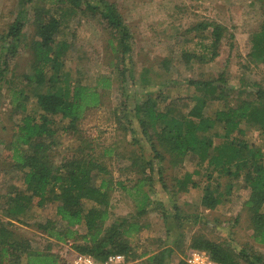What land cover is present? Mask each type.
<instances>
[{"label":"trees","instance_id":"16d2710c","mask_svg":"<svg viewBox=\"0 0 264 264\" xmlns=\"http://www.w3.org/2000/svg\"><path fill=\"white\" fill-rule=\"evenodd\" d=\"M20 1L23 6L31 5L29 11L35 15L34 26L40 39H33L31 45L29 44L33 59L30 72L21 74L25 83L20 88L8 85L13 114H23L20 122L17 121L13 137L9 141L13 150V167L20 172L21 185L11 187L1 206L2 215L8 217L6 221L0 219L1 263L70 264V259L76 254L57 257L52 253L33 250L28 239L18 236L11 226L9 228L13 222H20L19 215L24 214L33 205L44 209L55 207L58 218H47L38 222L37 228L58 240L80 238L82 242L74 245V249L80 253L89 254L99 261L105 260L111 253H123L128 261L143 256L147 251L137 253L124 235H134L146 227L147 223L140 222L135 217H118L119 219L109 223L115 186L126 187L122 181L113 178L110 169L101 160L100 154L103 156L107 150L95 153L90 141L81 138L84 141L72 147L73 154H69L59 165L55 164L57 150L53 126L56 124V117H60L64 131L76 134L83 115L89 109L102 104L103 92L111 87L113 78L100 74L93 85L83 84L79 79L70 83L69 74L62 70L64 62L60 58L64 55L67 44L61 43L59 49L53 44V34L60 24L59 19L50 14L44 4L66 3L71 11L79 7L86 14H100L101 18L107 21L109 29L118 34L117 54L120 63H116V67L122 82L133 80L125 57L131 49L132 33L123 22L115 4L107 0ZM67 11L63 10L62 14ZM26 20L27 18L17 19L9 24L6 32L0 34V41L8 44L5 53L1 55L3 58L0 64L3 63V67L0 76L8 68L9 62L16 58L15 45ZM199 26L204 29L208 27L207 24ZM223 31L221 24L214 23L209 32L208 48L211 55L208 60L203 53L196 51H184L181 55L187 62L194 59L200 63L214 60L219 55ZM251 43L248 57L255 62H263L264 25L251 33ZM115 49L114 47L113 50ZM161 63V69L170 70L169 58H164ZM150 72L144 74L142 83L148 85L152 82ZM13 74L18 75L15 72ZM156 82L160 84V88L146 86L149 89L134 97L127 111L134 119H127V124L119 119L118 123L124 131L136 132L133 125L136 121L140 134L150 142L155 157L161 160L168 157L171 168L182 165L185 157L191 155L197 158V163L202 165L206 172L209 168L218 172L220 185L224 182L225 188L222 191L217 188L215 190L206 184L200 198L204 208L215 209L228 198L234 186L240 185L244 188L248 194L244 207L248 213L252 238L264 245V89L259 87L253 92L242 84L236 90L235 97L230 100V93L234 89L227 85L224 73H221L218 78L190 77L183 93L173 97L168 91L165 92L169 90L167 88L171 82ZM252 84L259 86L257 82ZM190 85L193 86L191 92ZM124 89L127 91V86H124ZM249 94L252 98L247 97ZM212 101H221L222 107L217 108L213 116H205L204 109ZM27 102L33 103L29 105ZM121 105L125 109L128 107L125 101ZM34 108L38 113H31ZM181 108L183 112L180 111ZM125 109L123 108V111ZM126 115L128 117L129 114H123L125 117ZM248 127L257 130L262 136V145H257L247 138ZM140 155L131 157V164L125 166V169L136 168L143 175L128 189L131 194L138 195L135 202L139 216L147 213L149 206L154 202L152 198L150 201L149 196L154 164L151 159L145 158L141 153ZM161 167L159 165V168ZM185 175L177 180L176 186L180 191L198 185L197 181L192 179L191 173ZM174 217L177 221H184L187 216L175 213ZM188 248L189 251L204 250L211 259L220 264H241L242 261L247 264H264L263 253L250 254L243 249L236 252L231 244L203 235L192 237ZM172 252V247H164L148 256L147 263L170 264ZM177 264L188 263L180 260Z\"/></svg>","mask_w":264,"mask_h":264},{"label":"rangeland","instance_id":"374dc122","mask_svg":"<svg viewBox=\"0 0 264 264\" xmlns=\"http://www.w3.org/2000/svg\"><path fill=\"white\" fill-rule=\"evenodd\" d=\"M107 1L115 4L123 22L132 33L131 49L125 54L133 76V80L127 79L128 82L121 81L116 67V63H120L117 54L118 34L109 29L107 21L103 20L100 14H86L79 7L71 11L66 3L44 4V8L59 19L60 24L53 34V44L58 49L61 43L67 44V49L60 58L64 62L62 70L69 74L70 83L79 79L83 84L93 85L100 74L113 78L111 87L103 92L102 104L89 109L83 115L76 134L64 131L60 117H56V124L53 126L57 150L55 164L59 165L69 154L71 156L72 147L84 141L81 138L90 141L95 153L107 150L103 156L100 154L101 160L110 169L113 178L122 181L126 187L117 184V187L115 186L112 196L113 212L109 223L119 219L118 217H135L138 221L147 223L146 227L127 238L137 253L158 249L163 241L165 245H171V241L167 240L168 236L174 238L182 235L181 243L175 246L170 262L177 264L180 260L188 259L190 239L203 235L231 244L236 252L243 249L250 254H264V246L252 238L248 213L244 207V201L248 197L244 188L236 185L228 198L215 209L204 208L200 198L206 184L215 190L217 188L222 191L225 188L223 181L220 185L218 172L212 171L211 168L206 172L205 168L197 163V158L191 155L185 157L182 165L171 168L168 157L162 160L155 157L150 142L140 134L136 121L133 124L136 132L124 131L118 123L119 119L126 124L130 117L134 119L127 113L134 97L140 96L146 89L160 88L156 80L171 82L167 88L169 90H164L173 97L183 93L188 78H218L221 73H224L227 85L234 89L230 93V100L235 97L236 90L242 84L253 92L259 87L264 89V61L255 62L248 57L252 46L251 33L264 25V0ZM25 5L23 6L20 0H0V34L8 30L10 23L27 18L15 45L16 58L9 62L8 68L0 76V219H5L4 221L6 218L2 215L1 206L6 195L11 191V187L21 185L20 172L13 167V150L9 141L13 137L17 121L20 122L23 114H13L8 85L20 88L25 83L21 74L30 72L33 59L29 44L31 45L33 39H40L34 26L35 15L29 11L31 5ZM63 10L68 11L62 14ZM214 23L224 27L219 55L204 63L195 59L187 62L181 55L184 51L203 53L204 57L209 59V32ZM199 24H207L208 27L204 29ZM7 47V42L0 41V56L5 53ZM2 58L1 56L0 60ZM164 58L171 60L170 70L160 68ZM2 67L3 63L0 64V70ZM13 72L18 75L15 76ZM149 72L152 82L146 85L141 79ZM253 82L259 83V86L252 84ZM124 86H127V91ZM189 88L191 92L193 86L190 85ZM247 97L252 98V95ZM123 101L128 104L127 109L122 107ZM31 103L33 102H27L29 105H32ZM220 107L221 101H212L204 109V115L213 116L214 111ZM36 111L38 113L34 108L31 113L35 114ZM180 111L183 112V109ZM124 113L129 114L128 117L123 116ZM247 129V138L257 145H262V136L258 131L251 127ZM140 153L151 159L154 164L149 195L150 201L153 199L154 202L149 206L147 213L141 216L137 215L135 202L138 195L131 194L128 189L143 175L136 168L125 169L126 165L131 164V157H138ZM159 165L162 167L159 168ZM147 173L146 168L145 174ZM186 173H191L192 179H195L198 185L180 191L176 186L177 180ZM175 213L187 217H184V221H177ZM19 217L21 221L13 222L9 228L11 226L18 236L28 239L33 250L52 253L57 257L80 253L74 249L75 243L82 242L80 238L58 240L37 228L38 222L47 218H58L54 206L44 209L33 205ZM0 264L6 263H1L0 260ZM241 264L247 263L242 261Z\"/></svg>","mask_w":264,"mask_h":264},{"label":"built area","instance_id":"2783aa9c","mask_svg":"<svg viewBox=\"0 0 264 264\" xmlns=\"http://www.w3.org/2000/svg\"><path fill=\"white\" fill-rule=\"evenodd\" d=\"M126 256L123 253H111L103 261L96 260L93 256L85 253H76L70 264H126ZM188 264H220L210 258L206 251L192 250L189 253Z\"/></svg>","mask_w":264,"mask_h":264},{"label":"crops","instance_id":"0c3cea01","mask_svg":"<svg viewBox=\"0 0 264 264\" xmlns=\"http://www.w3.org/2000/svg\"><path fill=\"white\" fill-rule=\"evenodd\" d=\"M112 208H113V203H112ZM113 212V211H112ZM5 218H6V220H8V217H6V216H4ZM111 218H112V216H111ZM110 218V219H111ZM3 220H5V219H3ZM147 226V225H146ZM168 235H169V233H168ZM131 237V236H130ZM181 237H182V235H181ZM181 237H174V238H170V236H168L167 237V240H170L171 241V245H168V244H164L165 243V241H163L162 243L163 244H161V246L158 248V249H147V250H145V251H147V253L146 254H144L143 256H138V257H136L133 261H128L127 260V262H126V264H134V263H137V262H139L138 264H148L147 262H148V260H147V257L148 256H150V255H152V254H154V253H157V252H159L161 249H163L164 247H167V246H169V247H172L173 248V252H174V250H175V246H179L178 245V242H181ZM124 238L125 239H127V238H129V236H127V235H124ZM169 238V239H168ZM173 244H175V245H173ZM264 246V245H263ZM143 252V251H142ZM141 252V253H142ZM172 252V253H173ZM171 257H172V254H171ZM171 258H170V262H171Z\"/></svg>","mask_w":264,"mask_h":264}]
</instances>
